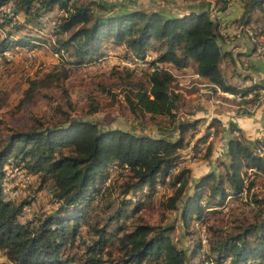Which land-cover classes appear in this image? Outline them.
<instances>
[{"label":"trees","instance_id":"1","mask_svg":"<svg viewBox=\"0 0 264 264\" xmlns=\"http://www.w3.org/2000/svg\"><path fill=\"white\" fill-rule=\"evenodd\" d=\"M229 1L214 0V10L224 11ZM237 1L241 12L236 23L244 31L254 28L248 37L257 38L264 32V0ZM7 5V12H3ZM103 7L94 0H0V29L10 25L0 37V55L10 47L38 44L30 37L17 40L7 37L10 28L20 27L15 21L18 14L29 21L60 10L51 26L53 50L58 53L71 48L68 62L71 65L94 64L101 56L103 40L123 46L124 58L138 62L144 60L149 49L157 53L147 62L146 85L129 90L125 97L131 112L172 117L176 94H172L170 86L174 77L167 68L155 66V62L177 70L191 66L197 76L205 78L213 90L218 88L220 92L246 96L262 88L254 82L239 86L226 81L220 64L225 59L234 65V59L230 51L220 50L218 41L224 40L218 32V22L210 17L208 10L166 14L155 9L123 7L101 13L94 11L104 10ZM151 41L157 45L151 47ZM233 74L237 76L235 71ZM31 92L30 84L21 102L27 101ZM254 97L246 101L254 103L257 101ZM213 120L205 122L204 131L194 140V150L198 145L210 147V129L218 121ZM199 122L193 119L177 123L178 137L173 141L121 129H104L94 122L68 117L64 124L11 131L0 143V250L6 259L12 264H156L164 254V264H194L189 262L184 250L170 241L167 234L170 226L138 221L129 229L119 225L111 228L124 215L128 200L118 201L102 219L89 215L81 204H91L97 194L99 200L106 196L108 187L101 191L97 184L106 177L107 173L102 172L107 167L124 171L125 194L133 191L149 196L156 184L169 180L173 192L165 204L175 208L183 195L179 215L184 228L192 219L201 221L208 209L217 211L226 199H236L248 191L254 176L264 174V138L247 141L239 128L230 124V133L236 134L226 141L225 160L221 162L223 172L201 175L192 184L190 194L184 193L189 169L171 171L179 163L177 151L182 148L183 133ZM63 148L67 151L63 152ZM5 166L39 175L42 182L49 179L57 204L54 210L20 221L31 201L4 195L1 178ZM204 188H207L205 195ZM254 203L258 206L252 221L238 226L237 230L217 232L213 226L207 228L213 232L208 236L205 252L200 254L202 259L195 264H252L254 260L264 259V209L260 207L261 201ZM81 225L85 226L83 234L79 232ZM201 245L197 240L189 257L199 253ZM113 246L114 254L107 250ZM72 249H78L79 253L70 252Z\"/></svg>","mask_w":264,"mask_h":264},{"label":"rangeland","instance_id":"2","mask_svg":"<svg viewBox=\"0 0 264 264\" xmlns=\"http://www.w3.org/2000/svg\"><path fill=\"white\" fill-rule=\"evenodd\" d=\"M94 1L104 6V10L94 9L99 13L123 7L155 9L166 14L188 10H208L210 17L215 18L218 22V32L224 40L218 41L220 50H225L223 48L228 47L224 43L225 40L230 39L231 35L229 34H233L231 29L239 30L240 34L243 32V39H247L251 47L258 43L264 45V32L257 38H249L248 35L254 28L243 31L236 23L235 18L228 14L227 8L220 13L214 10V0ZM7 7L8 5L2 8L3 12H7ZM1 20L0 15V22ZM15 21L17 24L20 23V27L10 28L7 37L10 40L30 37L34 38L38 44L7 48L4 50L7 51L6 56L0 57V143L13 130L64 124L66 117L82 118L94 122L104 129H121L137 134L163 137L169 141L178 137L176 125L179 122L201 120L202 122L198 123L200 126L198 131L203 132L202 123L214 119L218 121L210 129L212 136L208 149L205 144L198 145L195 150L192 148L197 137L196 133H198L194 132L195 127L183 133V145L177 151L180 155L179 163L171 172L174 173L184 167L189 169L185 194H190L192 184L201 175L209 171H214L216 174L223 172L221 162L225 160V140L220 130V120L216 115H219L226 124L231 118L230 110L236 112L242 109L248 112L254 109L253 106L256 103L252 105L246 101L247 99L237 101L221 94L218 88L213 90L212 84L205 78L195 76L191 66L184 70H177L171 65L163 63L161 67L171 71L174 77L170 86L172 94H176L172 117L149 116L131 112L127 107L125 97L129 90H135L138 85H146V71L149 70L147 64L145 66L136 64L133 69L118 65L117 62L120 59H125V48L121 45H112L109 40H103L99 60L87 66H74L68 63L71 60L69 55L71 48L54 53L55 40L51 26L46 20L41 17L26 21L24 15L18 14ZM9 27L10 25L6 24L1 27L0 37L7 32ZM255 29L258 31L256 27ZM156 45V42H150L151 47ZM15 48L18 49L15 50ZM229 51L231 50L229 49ZM27 52L31 53L29 58L25 56ZM146 53L145 57H149V60L157 54L152 49L147 50ZM237 54L239 55V53ZM248 54L255 55L254 51ZM255 56H264V54ZM220 67L227 82L240 86L241 76L245 73L242 70H246L248 66L240 62L236 64L235 61L232 65L224 60ZM232 69L237 76L233 74ZM63 73L66 74V77H63ZM252 82L249 81L248 84ZM30 84L32 86L31 95L27 101L21 102L24 98V91ZM235 134V132L230 133V135ZM62 151L66 152L67 149L63 148ZM4 169L5 176L1 178L4 195L14 200L25 198L31 201L25 214L19 218L20 221L27 220L32 215L46 214L54 210L57 204L52 197L49 179L42 182L39 175L28 174L22 168L13 170L11 173L8 166H5ZM111 169L112 167L104 168L102 173L103 175L107 173L106 177L103 178V182L97 184V186L100 185L101 191L105 190L104 187H108L106 196L99 200V194H97L91 204L88 202L81 204L89 215L102 219L113 210L118 201L128 200L124 215L113 222L111 228L119 225L124 229H129L138 221L152 226H170L167 233L170 241L177 248L184 250L189 262L194 264L202 259L200 254L205 252L208 236L212 235L213 231L207 229L209 226H213L217 232H231L237 230L238 226L252 221L253 213L258 206L254 203L255 200L261 201L260 207L264 209V174L255 175L248 191L236 199H226L217 211L208 209L203 213L201 221H192V219L188 227L184 228L179 215L183 195L177 200L175 208H168L165 204L166 199L173 192L169 180L156 184L152 195L149 196L145 193L136 194L133 191L125 194L122 191L123 180H125L124 171L121 173V170ZM145 191L146 189L142 192ZM206 192L207 188H204L203 195ZM97 199L99 202L96 201ZM201 201L203 202V200ZM84 230L85 226L81 225L79 232L83 234ZM197 240L200 241V245L202 244V248L194 257H189L191 251L196 247ZM114 246L107 250L111 249L114 254ZM70 252L77 255L79 250L72 249ZM163 256L158 258L156 264H164ZM252 262V264H264V259ZM0 264H12L1 250Z\"/></svg>","mask_w":264,"mask_h":264},{"label":"crops","instance_id":"3","mask_svg":"<svg viewBox=\"0 0 264 264\" xmlns=\"http://www.w3.org/2000/svg\"><path fill=\"white\" fill-rule=\"evenodd\" d=\"M264 8V4H263ZM228 14H230L235 20L239 17L241 12L240 4L237 0H230L227 5ZM178 14V13H175ZM240 27V26H239ZM233 34L231 35L230 39L225 40V45H227V48H223L227 51L229 49L232 51L231 56L236 64L243 63V65H247L244 75H242V83L241 85H249L248 82L253 81L256 84L260 85L262 88H260L258 91L260 92V95H256L254 98H256L257 101H255L252 105H254V109L246 112L242 109L238 111H231L230 110V120L228 122L223 121V119L216 115L217 119L220 120L222 131V137L224 138L225 142L224 145L226 146V141L230 137V131L227 128L228 124H234L237 126L241 132V135L247 140V141H253L256 139L262 138L264 136V56H255L254 54H248L252 51V47L248 44L247 39H243V32L242 34L239 33V30H232ZM244 31V30H243ZM244 43V44H243ZM239 46V47H238ZM239 53V55L237 54ZM237 57V58H236ZM227 59V58H226ZM225 60V59H224ZM228 61V60H226ZM241 71V70H240ZM245 74H247L245 76ZM252 76V78H251ZM251 97V98H252ZM247 100H250V98H247ZM250 103V102H248ZM247 109V108H246ZM200 122H202L200 120ZM203 125L201 127L204 128L205 122L202 123ZM224 124V125H223ZM198 124L194 128V132L197 131L196 135H200L202 132L198 131ZM229 127V126H228ZM212 129V128H211ZM212 136V132L209 133V138ZM225 150V148H224Z\"/></svg>","mask_w":264,"mask_h":264},{"label":"built area","instance_id":"4","mask_svg":"<svg viewBox=\"0 0 264 264\" xmlns=\"http://www.w3.org/2000/svg\"><path fill=\"white\" fill-rule=\"evenodd\" d=\"M35 6H37V3H34V7ZM218 13H220V11ZM60 14H61L60 10H54L51 13L44 14L42 16V18L47 21L49 26H53L54 23H55L56 17H58ZM17 49L18 48H15V50H17ZM6 53H7V51H3L2 54L0 55V57L6 56ZM254 53H255V55L264 54V45H260L259 43L256 44L255 45V49H254ZM25 56L27 58H29L31 56V53L27 52ZM149 59H150L149 57H145L143 61L138 62L137 60H135L133 58L132 59L131 58H125V59H122V60L120 59L117 62V64L118 65H123L125 67H129L130 69H133L136 66V64L145 66L148 61L152 60V59L151 60H149ZM161 64H163V63H161V62H155L154 63V65L157 66V67H161ZM195 76H197V74H195ZM220 93L223 94L224 96L228 97V98H233V99H235L237 101L242 100V99L251 98L253 96V94H255V93L257 95H260V92L258 90L257 91H252L251 93L247 94L246 96H241L238 93H228V92H220ZM262 138H264V136H262ZM13 170H17V168H15V167L14 168H10L9 169L10 173ZM4 176H5V169H4ZM7 176H8V174H7ZM204 240H205V238H204Z\"/></svg>","mask_w":264,"mask_h":264}]
</instances>
